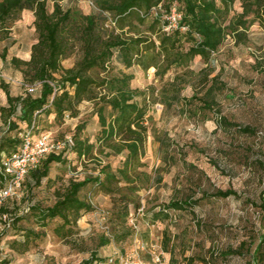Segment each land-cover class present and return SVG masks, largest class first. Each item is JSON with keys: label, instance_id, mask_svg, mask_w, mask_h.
Instances as JSON below:
<instances>
[{"label": "rangeland", "instance_id": "rangeland-1", "mask_svg": "<svg viewBox=\"0 0 264 264\" xmlns=\"http://www.w3.org/2000/svg\"><path fill=\"white\" fill-rule=\"evenodd\" d=\"M55 2L64 8L76 6L85 13L97 11L93 0H48L51 9ZM242 11V1L238 0L227 14L226 24ZM240 31V39L230 33L208 62L196 56L187 65L175 66L165 74L157 73L155 66L135 64L127 68L115 59L111 64L113 73L133 76L131 85L141 91L137 99L148 108L150 126L140 175L130 182L122 179L120 189L114 193L116 198L126 194L132 200L130 215L126 219L119 215L123 209L115 204L113 195L91 184L82 196L94 209L84 212L69 238L56 232L61 219L41 227L30 213L23 215L15 227L5 228V221L13 222L11 217L22 215L31 203L52 205L56 191L71 178L82 180L99 174L95 158L81 159L69 149L68 163H52L41 185L29 190L24 183L5 201L13 215L0 218V232L4 233L0 261L80 264L96 252L102 261L95 264H120L121 257L127 254L152 264H248L249 255L221 254L253 237L262 224L260 208L243 198L259 200L264 190V25L256 22ZM37 37L35 13L30 9L6 28H0V107L8 105L2 80L13 95L28 92L31 83L12 58L30 59ZM190 44L184 41L183 48ZM76 60L73 55L63 61V66L71 68ZM214 77L215 103L213 108H207L199 98L207 94ZM39 90L38 86L34 93ZM78 108L77 116L63 120L55 114L41 116L36 134L48 133L55 142H67L69 138L74 140L77 126L85 122L82 136L96 142L101 124L95 101H84ZM239 125L251 127L254 133L242 132ZM6 128L0 111V136ZM95 156H100L104 164L111 163L113 171H117L126 152L112 157L99 153ZM219 188H233L243 198H205V192ZM190 197L200 202L193 208L167 209L160 219H154V214L169 202ZM28 227L43 237L23 251L22 242L15 245L13 241L23 239L20 230ZM105 240L108 242L104 244ZM110 258L115 263H110Z\"/></svg>", "mask_w": 264, "mask_h": 264}, {"label": "trees", "instance_id": "trees-1", "mask_svg": "<svg viewBox=\"0 0 264 264\" xmlns=\"http://www.w3.org/2000/svg\"><path fill=\"white\" fill-rule=\"evenodd\" d=\"M237 1L93 0L97 11L85 13L76 6L64 8L58 2L51 9L48 0H0V28H6L18 20L24 10L30 9L35 13L38 34L30 59L12 58L13 64L31 83L28 92L13 95L6 82L1 81L8 105L0 107L7 127L0 136V189L7 188L13 179V174L7 171L6 161L21 151L22 135L29 130L33 131L35 138L43 134H36L41 116L55 114L59 120L77 116L79 105L88 100L95 101L101 124L96 142L82 136L86 123L79 124L73 143L66 144L67 149L65 146L46 153L36 167L29 168L21 187L25 183L30 190L41 185L49 175L52 163H68L66 151L69 149L81 159L95 158L100 168L99 174L86 176L82 180L71 178L64 188L56 191V200L52 205L31 203L22 215L11 217L13 222L5 221V228L15 227L25 217L23 215L30 213L41 227L61 219L56 232L63 238H69L84 212L94 209L93 204L82 196L84 189L91 184L113 195L115 204L123 209L119 215L126 219L130 215L132 200L126 194L121 195L120 199L116 198L114 193L120 189L122 179L130 182L140 175V168L144 165L142 159L147 154L150 126L148 108L137 99L141 91L131 85L133 76L113 73L111 64L116 59L127 68L135 64L144 68L155 66L157 73L165 74L175 66L187 65L196 56L208 62L230 33L240 39L243 31H246H240L241 27L248 29L256 22L264 25V0H241L243 11L226 24V16ZM175 4L182 13L181 26H186V29L180 26L168 32L162 12L171 11ZM155 10L158 14H155ZM142 26L147 29L140 30ZM184 41L191 43L186 49L183 48ZM6 53L5 48L4 59ZM73 55L77 56L75 65L65 68L63 61ZM215 77L207 89L208 97L199 98L207 108H213L215 103ZM38 86L40 90L37 94L30 91L32 87L37 90ZM198 97L192 96L195 99ZM239 129L254 133L249 126L239 125ZM125 152L126 157L117 171H113L111 163L104 164L100 156H95V153H99L112 157ZM204 195L205 198H243V194L233 188H219ZM11 197L0 198L1 219L13 215L5 202ZM243 199L260 208L262 224L253 237L243 240L236 248L229 247L221 254L224 257L249 255L248 264H264V190L259 200ZM199 202V199L191 197L171 201L166 208L154 214V219H160L161 213L167 209L193 208ZM20 231H23V239H16L13 243L17 245L22 242L23 251L29 248L32 241L43 237L41 232L31 227ZM3 236L4 233L0 232V243ZM107 242L105 240L104 244ZM97 261L102 259L93 252L80 264H95ZM0 264L9 263L1 260Z\"/></svg>", "mask_w": 264, "mask_h": 264}, {"label": "built area", "instance_id": "built-area-1", "mask_svg": "<svg viewBox=\"0 0 264 264\" xmlns=\"http://www.w3.org/2000/svg\"><path fill=\"white\" fill-rule=\"evenodd\" d=\"M158 14L157 10L154 11ZM163 19L166 21L165 30L170 32L181 26L182 13L179 11L178 5H173L171 11H163ZM183 30L186 26H181ZM30 91L35 92L36 88H30ZM23 147L19 154L14 155L13 159L6 161L7 171L13 174V179L7 188L0 189V197L2 199L12 196L15 189L21 186L27 171L30 167H36L41 158L51 150H61L66 144H72L73 139L69 138L67 142H55L51 135L43 133L38 138H35L33 131L29 130L23 135ZM110 263H115L114 258L109 259ZM120 264H152L151 262L141 260L132 254H127L121 257Z\"/></svg>", "mask_w": 264, "mask_h": 264}]
</instances>
